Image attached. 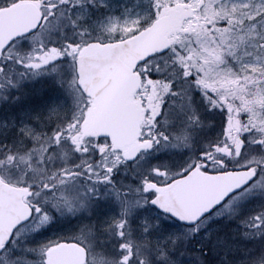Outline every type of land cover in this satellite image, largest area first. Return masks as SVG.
<instances>
[{"label": "snow or ice", "instance_id": "6c2138e0", "mask_svg": "<svg viewBox=\"0 0 264 264\" xmlns=\"http://www.w3.org/2000/svg\"><path fill=\"white\" fill-rule=\"evenodd\" d=\"M0 264H264V0H0Z\"/></svg>", "mask_w": 264, "mask_h": 264}]
</instances>
